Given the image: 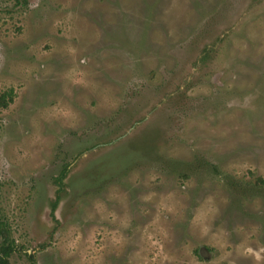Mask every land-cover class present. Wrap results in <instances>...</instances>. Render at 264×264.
<instances>
[{
  "label": "rangeland",
  "instance_id": "obj_1",
  "mask_svg": "<svg viewBox=\"0 0 264 264\" xmlns=\"http://www.w3.org/2000/svg\"><path fill=\"white\" fill-rule=\"evenodd\" d=\"M9 93L11 264H264V0H0Z\"/></svg>",
  "mask_w": 264,
  "mask_h": 264
},
{
  "label": "trees",
  "instance_id": "obj_2",
  "mask_svg": "<svg viewBox=\"0 0 264 264\" xmlns=\"http://www.w3.org/2000/svg\"><path fill=\"white\" fill-rule=\"evenodd\" d=\"M20 2V0H18ZM9 100H12V94H3L0 96V106L7 107ZM67 166L57 179V182L63 188L64 178L67 176ZM188 176V173L183 174ZM59 199L57 198L53 203V209L56 210ZM53 210V214H54ZM18 251L17 244L12 237L11 228L7 220L0 216V264H11V257Z\"/></svg>",
  "mask_w": 264,
  "mask_h": 264
}]
</instances>
